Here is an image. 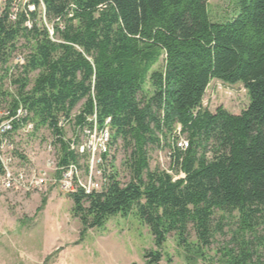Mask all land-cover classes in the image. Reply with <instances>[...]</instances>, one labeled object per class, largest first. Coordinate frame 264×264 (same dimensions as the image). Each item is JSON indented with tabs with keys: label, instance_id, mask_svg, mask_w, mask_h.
Instances as JSON below:
<instances>
[{
	"label": "trees",
	"instance_id": "16d2710c",
	"mask_svg": "<svg viewBox=\"0 0 264 264\" xmlns=\"http://www.w3.org/2000/svg\"><path fill=\"white\" fill-rule=\"evenodd\" d=\"M209 1L43 0L56 42L0 18V63L28 53L11 85L0 69V104L22 105L34 133L54 136L64 134L60 118L72 134L94 113L98 127L110 119L113 161L124 153L128 182L112 163L105 191L67 197L80 236L133 216L152 239L146 264L166 256L169 238L208 264L224 227L230 238L217 264H264V0H238L225 22L210 20ZM214 80L244 87L240 114L202 109ZM163 145L171 174L182 177L150 167Z\"/></svg>",
	"mask_w": 264,
	"mask_h": 264
},
{
	"label": "rangeland",
	"instance_id": "374dc122",
	"mask_svg": "<svg viewBox=\"0 0 264 264\" xmlns=\"http://www.w3.org/2000/svg\"><path fill=\"white\" fill-rule=\"evenodd\" d=\"M238 0H210L208 14L212 22H225L234 17ZM32 78V76H30ZM249 98L241 84L225 85L211 81L202 99V109L214 112L221 107L226 112L238 115L248 105ZM49 131L37 133L40 145L49 139ZM71 126L66 138L72 137ZM186 140L181 137L179 142ZM185 142V141H184ZM39 147H42L40 146ZM150 152V167L171 174L168 149ZM124 153L116 155L120 166V180L128 182L121 169ZM72 203L66 195L49 187L46 192L23 196L15 193H0V264H146L143 255L154 250L147 229L133 216L110 219L103 230H88L80 236L81 225L71 213ZM224 227L223 235H217L205 254L206 263L217 264L219 252L227 247L229 233ZM163 253L170 264H204L194 255L178 248L172 238L164 245ZM165 257L158 264H167ZM205 257V258H206ZM213 258V259H212Z\"/></svg>",
	"mask_w": 264,
	"mask_h": 264
},
{
	"label": "built area",
	"instance_id": "2783aa9c",
	"mask_svg": "<svg viewBox=\"0 0 264 264\" xmlns=\"http://www.w3.org/2000/svg\"><path fill=\"white\" fill-rule=\"evenodd\" d=\"M0 18L12 25L22 21L21 26L27 31L41 29L51 42H56L54 22L49 21L43 0H0ZM27 54L16 51L5 65L0 63V69L8 71L4 85H11L22 74ZM87 122L89 127L78 128L71 138H66L68 127L60 118L57 128L64 134L54 136L49 132V139L40 145L27 109L22 105L10 109L0 104V193L26 197L46 192L49 187L66 196L105 191L112 174L111 164L119 169L113 161L110 119L98 127L94 113ZM185 146L184 141L178 143L182 149ZM70 154L75 161L70 160Z\"/></svg>",
	"mask_w": 264,
	"mask_h": 264
}]
</instances>
